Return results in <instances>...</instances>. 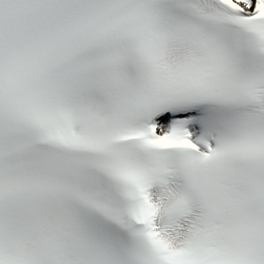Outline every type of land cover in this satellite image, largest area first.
<instances>
[{
	"label": "snow or ice",
	"instance_id": "snow-or-ice-1",
	"mask_svg": "<svg viewBox=\"0 0 264 264\" xmlns=\"http://www.w3.org/2000/svg\"><path fill=\"white\" fill-rule=\"evenodd\" d=\"M0 264H264V0H0Z\"/></svg>",
	"mask_w": 264,
	"mask_h": 264
}]
</instances>
